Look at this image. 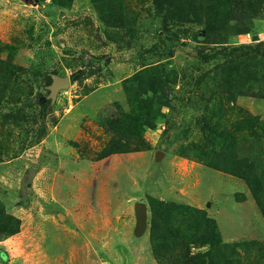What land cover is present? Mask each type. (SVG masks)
<instances>
[{"label": "rangeland", "instance_id": "rangeland-1", "mask_svg": "<svg viewBox=\"0 0 264 264\" xmlns=\"http://www.w3.org/2000/svg\"><path fill=\"white\" fill-rule=\"evenodd\" d=\"M0 250L264 264V0H0Z\"/></svg>", "mask_w": 264, "mask_h": 264}, {"label": "trees", "instance_id": "trees-1", "mask_svg": "<svg viewBox=\"0 0 264 264\" xmlns=\"http://www.w3.org/2000/svg\"><path fill=\"white\" fill-rule=\"evenodd\" d=\"M196 39L199 41H207V39H209L208 35H207V30H200L196 33ZM156 48V45L151 47L150 49ZM92 59H94L95 57H90ZM97 59V58H95ZM87 72L86 68L83 67L79 70H77L76 72H74L71 75L72 80H77L78 78L82 77L83 75H85ZM128 119L130 118V116H127ZM123 123H126V120L120 119ZM114 141V140H113ZM116 145H118L120 147V149H117L118 151H130L131 147L129 146L130 144L126 142H121L120 143H116ZM36 173V170L33 171H28L26 173L25 176V180H24V190H26V188L29 186L30 183V179L33 177V175ZM27 199L25 197L22 196L21 202L23 205H27L26 203ZM204 217L207 221V233L204 235V245H214V244H219L222 241V235L221 232L215 222L214 219L207 217L206 213L204 212ZM0 254H1V258L4 260V262L7 261L6 257L7 254L5 251L0 250Z\"/></svg>", "mask_w": 264, "mask_h": 264}, {"label": "water", "instance_id": "water-1", "mask_svg": "<svg viewBox=\"0 0 264 264\" xmlns=\"http://www.w3.org/2000/svg\"><path fill=\"white\" fill-rule=\"evenodd\" d=\"M70 85V78L69 77H61L55 76L53 84L51 86L53 92L60 89L65 88ZM137 223L135 232L138 235H141L145 232L148 224V212H147V205L144 202L137 203L135 207Z\"/></svg>", "mask_w": 264, "mask_h": 264}]
</instances>
